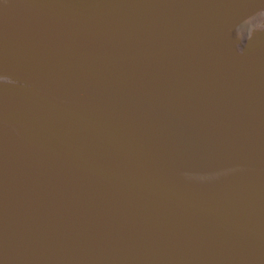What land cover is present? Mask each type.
<instances>
[{
	"label": "water",
	"instance_id": "water-1",
	"mask_svg": "<svg viewBox=\"0 0 264 264\" xmlns=\"http://www.w3.org/2000/svg\"><path fill=\"white\" fill-rule=\"evenodd\" d=\"M0 264H264V0H0Z\"/></svg>",
	"mask_w": 264,
	"mask_h": 264
}]
</instances>
